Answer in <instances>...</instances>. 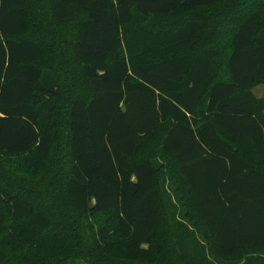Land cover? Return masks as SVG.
<instances>
[{
  "label": "trees",
  "instance_id": "obj_1",
  "mask_svg": "<svg viewBox=\"0 0 264 264\" xmlns=\"http://www.w3.org/2000/svg\"><path fill=\"white\" fill-rule=\"evenodd\" d=\"M217 1L0 0V264H264V0L200 46Z\"/></svg>",
  "mask_w": 264,
  "mask_h": 264
},
{
  "label": "rangeland",
  "instance_id": "obj_2",
  "mask_svg": "<svg viewBox=\"0 0 264 264\" xmlns=\"http://www.w3.org/2000/svg\"><path fill=\"white\" fill-rule=\"evenodd\" d=\"M237 0H218L215 4L211 6H204L196 9L192 12L189 18H199L205 23V30L202 38L200 39V46L206 44L210 41H220L222 37H227L229 34V28L227 25L231 24L232 21H235L238 16L240 15V9L237 7ZM75 20H70L66 22H57L51 23L52 25L55 24V27L52 29L55 30L58 34H61V37H66L68 34V30L70 29L71 25L74 23ZM152 21L155 26L163 27V26H178L184 20L179 18L178 16H171V15H153ZM223 21H229L226 24H223ZM67 69L71 77H73L78 86L76 88L81 89L83 92L95 95L93 89L87 85V83L83 80L82 75H80L79 67L71 60L67 58ZM254 94L257 97H264V84H260L253 89ZM149 138H143L140 140V149H139V156L144 155V150L147 151L149 148H152L153 151H159V146L157 144L158 134L154 133L148 136ZM149 141V144H147ZM146 147H149L146 149ZM163 160H168L164 157H159ZM19 163L17 159H13L11 162L7 161L6 159L0 160V170H4L6 173H14L16 177L23 181L25 177H23V173L18 171H14L13 167H17ZM169 175H170V186L175 187L176 189V177L173 170L171 171V167L169 166ZM40 184V183H39ZM173 191V190H172ZM26 194V193H24ZM180 207H183V203L179 202ZM1 215H2V224L0 226V237L6 232L10 225V219L7 217L3 209L0 207ZM101 221H106L104 216L100 218ZM243 252V251H241ZM241 254V253H240ZM126 264V263H123Z\"/></svg>",
  "mask_w": 264,
  "mask_h": 264
}]
</instances>
